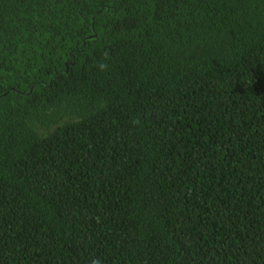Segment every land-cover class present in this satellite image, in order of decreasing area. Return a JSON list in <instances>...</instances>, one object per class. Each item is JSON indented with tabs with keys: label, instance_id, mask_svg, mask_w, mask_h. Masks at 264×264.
I'll use <instances>...</instances> for the list:
<instances>
[{
	"label": "trees",
	"instance_id": "trees-1",
	"mask_svg": "<svg viewBox=\"0 0 264 264\" xmlns=\"http://www.w3.org/2000/svg\"><path fill=\"white\" fill-rule=\"evenodd\" d=\"M0 264H264V0H0Z\"/></svg>",
	"mask_w": 264,
	"mask_h": 264
}]
</instances>
